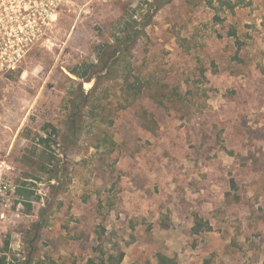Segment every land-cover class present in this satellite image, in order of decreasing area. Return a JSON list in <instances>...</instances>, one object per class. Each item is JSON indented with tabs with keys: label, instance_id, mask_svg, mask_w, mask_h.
<instances>
[{
	"label": "rangeland",
	"instance_id": "374dc122",
	"mask_svg": "<svg viewBox=\"0 0 264 264\" xmlns=\"http://www.w3.org/2000/svg\"><path fill=\"white\" fill-rule=\"evenodd\" d=\"M227 4L62 0L0 78L11 264H264V0Z\"/></svg>",
	"mask_w": 264,
	"mask_h": 264
},
{
	"label": "built area",
	"instance_id": "2783aa9c",
	"mask_svg": "<svg viewBox=\"0 0 264 264\" xmlns=\"http://www.w3.org/2000/svg\"><path fill=\"white\" fill-rule=\"evenodd\" d=\"M62 0H0V78L17 71L27 50L41 38V30L56 25ZM0 160V198L11 191Z\"/></svg>",
	"mask_w": 264,
	"mask_h": 264
},
{
	"label": "trees",
	"instance_id": "16d2710c",
	"mask_svg": "<svg viewBox=\"0 0 264 264\" xmlns=\"http://www.w3.org/2000/svg\"><path fill=\"white\" fill-rule=\"evenodd\" d=\"M241 1L242 0H235L234 2H232V0H227L228 9L232 11L238 5V3H240ZM72 72L74 74L78 75L79 77L80 76L83 77V75H85L83 73H78L76 71H72ZM69 123H70L69 124L70 135H71V137H74V135L77 134V131L79 129V123H76V121H74V120H70ZM16 193H17V195H19L23 199H29V192L23 187L18 188ZM198 225H199L198 222H196L195 226H194L195 229L200 228V227H198ZM33 226H34L35 232H38L39 228H40V222L34 223ZM195 231L198 232V229H196ZM8 249H9V237H7L6 240L4 241V246H3L2 250L0 251V253H1L0 264H11L7 259ZM123 256H124L123 252L120 251L118 258L114 259L113 264H119L122 261ZM112 258L113 257H111V256L107 257V259H109V260H111ZM19 264H27V262L24 261V262L19 263ZM100 264H106V260L101 259ZM159 264H177V263L175 261L168 259V257L166 255H160Z\"/></svg>",
	"mask_w": 264,
	"mask_h": 264
},
{
	"label": "flooded vegetation",
	"instance_id": "af4514ba",
	"mask_svg": "<svg viewBox=\"0 0 264 264\" xmlns=\"http://www.w3.org/2000/svg\"><path fill=\"white\" fill-rule=\"evenodd\" d=\"M135 30H137V29H135ZM132 35H133L132 32L129 33L128 36H127V40H126L125 44L121 45L119 48L116 49V53L117 54L113 55L112 57L109 56V54H104L103 59H102L103 60L102 63H103V66H104V72L103 73H108L109 72L110 68L118 60L119 53H121L125 49V46H127L130 43ZM82 101H83V98L76 105L77 106L76 108H79L80 104L83 103Z\"/></svg>",
	"mask_w": 264,
	"mask_h": 264
},
{
	"label": "water",
	"instance_id": "95a60500",
	"mask_svg": "<svg viewBox=\"0 0 264 264\" xmlns=\"http://www.w3.org/2000/svg\"><path fill=\"white\" fill-rule=\"evenodd\" d=\"M87 95H88V93H85V95H84V97H83V101H82V102H85V101H86V99H87Z\"/></svg>",
	"mask_w": 264,
	"mask_h": 264
}]
</instances>
